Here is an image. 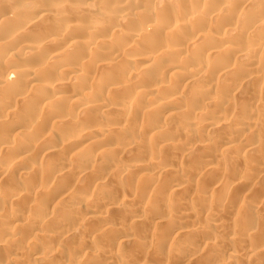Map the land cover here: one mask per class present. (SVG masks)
<instances>
[{
  "label": "bare ground",
  "instance_id": "bare-ground-1",
  "mask_svg": "<svg viewBox=\"0 0 264 264\" xmlns=\"http://www.w3.org/2000/svg\"><path fill=\"white\" fill-rule=\"evenodd\" d=\"M0 264H264V0H0Z\"/></svg>",
  "mask_w": 264,
  "mask_h": 264
}]
</instances>
